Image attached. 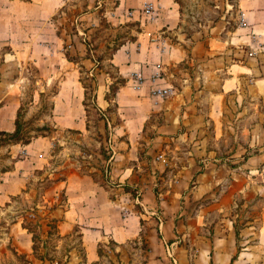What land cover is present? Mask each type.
Listing matches in <instances>:
<instances>
[{"label":"rangeland","instance_id":"1","mask_svg":"<svg viewBox=\"0 0 264 264\" xmlns=\"http://www.w3.org/2000/svg\"><path fill=\"white\" fill-rule=\"evenodd\" d=\"M177 1L180 3L182 16L179 32L181 37L171 34V38L181 41L186 48L194 41L193 35L202 36L203 39L210 34L218 36L223 33L228 36L230 30L241 22L237 0ZM115 2L116 0H65L53 15L39 18L38 21L37 18H30V14L35 15L38 8L35 9L33 5L15 7L17 12L23 14L26 26L17 29L19 39L15 37L14 45H6L0 52V93L10 92L17 110L21 107L24 128L35 136L27 143L7 138L1 140L5 138L1 137L0 175L11 168L18 158L28 161L32 159L38 167L30 165L31 167L24 168L22 177L26 178V186L23 191L14 196L9 201L10 204H0V264H67L68 255H71L68 264H84L78 250L79 237L76 233L69 237L64 234L76 223L85 225L86 222L89 227L103 224V217L108 209L112 213L110 228L130 222L133 232L137 228L136 236L140 232L147 237L152 235L151 242L156 246L159 244L160 252L167 246L172 248L167 240V236L172 233L171 230L169 234L166 232L167 219L171 229L174 220L177 222L181 219L186 223V226H179V231L177 226L173 227L176 231L174 238L187 245L191 253L195 252L196 243L192 238L189 222L197 223V220L203 218L210 224L214 219L230 217L243 226L246 221L253 220L254 225L240 235V241L251 230L253 239L249 242L252 244L250 247H256L260 256L255 259V264H264V131L258 135L251 131L249 122L252 118L247 119L249 115L244 114L251 106L256 107L254 102L258 103L246 90L253 81L252 76H246L240 87V92L247 94L246 106L244 103L238 104L235 96L227 101L222 99L220 108L224 110V116L222 123H217V128L208 115L211 100L206 95L210 91L207 88L202 93L203 98L197 102L204 110L200 130H186L187 125H182L177 132L160 136L158 125L165 121L164 110L141 109L143 99L125 100L121 104L117 99L116 102L114 100L110 85L118 80L121 73L111 61L112 53L123 41L136 38L141 29L139 21L119 24L114 23L117 22L116 19L109 18L110 9ZM212 25L226 27L223 31L215 30L210 33ZM50 29H53V38L50 36ZM32 33L35 37L31 36ZM28 36L33 38L28 39ZM18 50L21 52L17 53ZM190 66L189 61L178 64L180 71L175 74L182 75L192 69ZM222 70L223 66L219 71L223 72ZM222 75H225L224 72ZM94 96L103 111L94 106ZM85 97L89 103V112L85 109ZM5 100L6 98L2 99L0 103ZM239 109L243 111L238 115ZM138 117L142 118V122L139 123L136 119V124L127 131L125 119L133 120ZM70 122L76 126H68ZM197 139L200 148L195 143ZM251 141L255 145H249ZM127 142L131 145L128 146ZM14 143H18L17 147L13 146ZM19 147L21 148L18 150ZM103 147L107 150V155H114V159L104 158L101 152ZM254 151L260 152L262 157L246 160ZM190 157L197 159L198 167L204 168L210 160L223 163L220 169L223 172L236 167L231 170L232 178L230 173L225 174V179L218 185L221 189L232 180H244L245 189L227 199L225 204L220 202L221 190L193 199L189 194V188L194 184L192 181L184 192L176 194L178 185L175 174L183 160ZM153 160L164 161L168 169L163 173L154 171ZM186 165H189L188 162ZM41 169L42 173H38ZM75 170L91 176L90 173L95 172L97 178H92L98 183L87 186L86 193L76 194L77 202L80 201V196L83 201L94 197V202H98L102 195L105 199L100 198L97 206L94 203L93 208L88 206L84 211L80 209L82 203L76 205L75 202L71 211L65 213L67 189L64 181L58 177L61 174L67 177L70 171ZM201 170L198 169L196 173ZM195 175L192 178L194 181ZM47 176L51 182L43 180ZM93 186L100 189L95 191ZM148 187L152 198L145 195L147 201H144L142 193ZM90 191L92 193H88ZM174 202L177 204L174 205ZM210 203L217 207L206 212L205 208ZM101 204L104 205L101 207ZM180 204L183 213L179 215ZM221 204L224 210L219 209ZM85 205L84 203L83 207ZM192 208L193 214L189 215ZM119 211H122L124 217L114 216V212ZM34 212L40 215L43 222L44 238L47 237L49 228L47 222L52 216L61 219L62 231L61 235L52 233L46 245L39 241L37 250L33 248L32 232L27 234L29 230L26 228L18 234L15 229L12 230V236L10 227L14 221L22 225L23 220L35 221L38 217ZM223 212L227 214L224 216ZM81 213L90 215L88 218L83 217L84 215L80 217ZM106 228L110 229L109 226ZM205 229H208V225L203 228ZM86 232L87 245L91 240L97 242L94 260L99 259L98 264H149L146 245L140 236H132L116 244L110 242L113 238L111 232L102 236L92 229H87ZM197 232L199 233L196 229L193 237H196ZM28 236L29 240L26 239ZM100 241L104 242L102 256L98 253ZM241 245L238 249H241ZM72 246L75 247L70 251ZM44 253L47 257L42 260L39 256Z\"/></svg>","mask_w":264,"mask_h":264},{"label":"crops","instance_id":"2","mask_svg":"<svg viewBox=\"0 0 264 264\" xmlns=\"http://www.w3.org/2000/svg\"><path fill=\"white\" fill-rule=\"evenodd\" d=\"M64 1L65 0H0V52L6 45H14L15 37H17V40L19 39L16 32L17 29L26 26L24 25V16L15 10L16 6L29 7L31 5L32 7L33 5L35 9L38 8L35 15L30 14V18H37L38 21L39 18H49L53 15L58 6ZM147 3L154 4L155 10L152 14L144 11V7ZM237 5L240 15L243 14L244 22H240L235 29L230 30L228 36L225 34L223 35V33H221L222 35L219 33L218 36L210 34L206 39H203L202 36L198 37L193 35L194 41L189 45V48H186L184 43L181 41H174L171 38V34H178L177 38L181 37L179 32L182 16L180 3L177 0H116L109 13L110 19L113 18L117 20V22L114 23L121 24L128 21H139V24H141V29L138 31L137 37L123 41L120 46L113 51L111 56V61L117 66L119 72L127 80L117 91V101L121 104L124 103L125 100L134 98H136V100L143 99L144 102L140 103L141 109L143 108L145 111L164 110L165 121L158 125V131L161 132L160 136H165L164 134L177 132L182 125H187L186 130H200L201 121L203 120L202 113L204 110L197 105V102L199 99L203 98L202 93L206 92L207 88H210V91H207L209 93L206 94L211 100L208 108V115L215 123V128H217V123L218 125L222 123V116H224V110L220 108L222 99L227 101V99L231 100L232 97L235 96V101L238 104L244 103V106H246L245 99L247 94L246 92L241 93L240 87L245 82L246 76L251 75L253 81L246 90H248L252 99L258 100V103L254 102V106L256 107L251 106L248 112L244 114L247 113L249 115L247 119L252 118V121L249 122L251 131L256 132L257 135L261 131H264V47L260 44V42L264 41V0H237ZM225 27V25H223V28H220V25H212L210 33L215 30L223 31ZM31 36L35 37L33 33ZM31 36H28V39L33 38ZM50 36L53 38V29H50ZM49 45L50 44H48V46ZM50 48H52V45ZM19 52L21 51L18 50L17 53ZM185 61H189L192 69L182 73V75H176L175 73L178 70L180 71V68L177 67L178 64ZM222 66V71L225 75H222L223 72L219 71ZM168 86L175 87L176 94L171 96L162 95L159 88L162 89ZM4 98H6V100L0 103V130H12L15 126L14 121L17 115V106L12 101L14 98L11 96L10 92L0 93V101ZM259 104L261 105L260 107L257 106ZM135 108L138 109V107ZM242 111L243 109H239L237 114L239 115ZM136 119L139 120V123L142 122V118L140 117L133 120L128 118L125 119L124 126L127 127V131L133 128L134 124H136ZM70 125L72 127L76 126L71 122L68 126ZM158 137L159 136H156V138ZM195 143L198 145L199 140L197 139ZM129 144L131 145V143H128V146ZM17 145L18 143L13 144L14 147H17ZM249 145L255 144L251 141ZM200 146L201 145H198V148H200ZM20 148L21 147H19L18 150ZM129 157L134 158V156ZM261 157L262 154L260 152L254 151L252 154L248 155L246 160L251 158L260 159ZM112 159H114V155ZM214 160L218 159L214 158ZM187 162L189 165H186ZM219 164L221 163L210 160L203 168L198 167L195 157H190L186 161L183 160V164L175 174L177 176L176 183L178 185L176 186V194L180 191L184 192V189L190 186L191 181L194 182V184L189 188V194L193 199H198L211 192L221 190V192H219V194L222 195L220 202L224 203L227 199L236 195V193H241L246 187L244 180L243 182L240 180L239 182L232 180L231 183L223 185L220 189L218 184L225 179V174L230 173V178H232L233 171L231 170H234L236 167L230 170L227 169L228 171L225 170V172H223L220 170L222 169L223 163L220 168ZM30 165L38 167V164L32 159L28 161L24 158H18L14 160L11 168L2 172V175H0V204H10L9 201L14 198V196L18 195L19 192L23 191V188L26 186V178L22 177L24 173L23 169L31 167ZM152 167L154 171H159L160 173L168 169L166 163L162 160H153ZM196 168L197 170H202L196 173ZM123 170L122 168V171ZM235 172L237 173V171ZM128 175L129 173L126 177H128ZM194 175L196 176L195 181L192 179ZM244 179H246V177H244ZM63 181L68 196L65 213L71 211L75 202L76 205L81 202L82 205L80 209L84 211L87 210L88 206L92 207L94 203V205L97 206L100 198H102V200L105 199L102 195L98 198V202H94V197L83 201L82 196H80V201L77 202L78 196H76V194L86 193L85 188L89 185H98L89 174H82L76 170L70 171ZM93 187L95 191L100 189V187ZM88 193L92 192L90 191ZM142 194L144 201H147L145 200V195L150 197V199L152 198L151 189L149 187L146 188V191ZM84 203L86 205L83 207ZM176 204L177 203L174 202V205ZM103 205L104 204H101V207ZM216 207L217 206H214L213 203H210V205L206 206L205 211L208 212ZM218 207L224 210L222 204ZM146 209L149 210L148 208ZM181 209H183L182 204H180V210ZM96 213L98 212H94V214ZM99 213L105 214L104 212ZM182 213L183 211L181 210L179 215ZM111 214V210L108 209L105 217H103L104 223L93 227H89L86 222L85 225L76 223L79 224L83 230V243L87 252L86 259H88L84 264L94 260L97 255V242L91 240L88 245L85 243L87 229H92L95 233L98 232L99 236L111 232L112 237L118 242L136 236L137 228L133 232L132 228L129 226L131 224L130 222H125V224L113 227V229L110 228L112 219ZM191 214H193V208L189 212V215ZM224 214H227V212H223V215ZM89 215L88 213H81L79 216L88 218ZM118 215L122 217V211H119V213L114 212L115 217ZM131 219L133 220V218ZM60 220L61 219H59V227ZM195 222H189V225L192 227V238H194L196 243L194 253L190 252L187 245L182 244L180 240L174 238L176 231L173 227L177 226V231H179V226H186V223L181 219L177 222L174 220L171 229V224L167 219L166 232L169 234L171 230L172 233H170L167 236L168 239H166L172 244V248L171 246H167V248L165 247L164 250L160 252L159 244L156 246L153 241L151 242L152 235H149V237L146 236L150 246V250L148 251V263L230 264L232 258L235 256L232 264H255V259L260 257L258 256L259 253L256 247H250L252 244L249 242L253 239L251 230L243 236V240H237L235 228L236 219L220 217L210 221V224H208V220L202 218V220H197V223ZM76 224L71 225L68 232H70ZM252 224L254 225L253 220L246 221L241 228L242 231L240 235L244 233L245 230H248ZM207 225L208 229L205 230L209 233L203 230ZM108 226L110 228L109 230L106 228ZM10 227L12 236V230L14 231L16 229L18 234L26 230L22 223L17 221L11 223ZM209 227H211V230ZM196 229L199 233L197 232L196 237H193ZM30 233V231H27V234ZM138 236H140V234ZM257 236H259V234H257ZM26 239L29 240V236ZM31 240L33 241L32 238ZM258 241L260 242V240ZM174 243L177 245L173 246ZM29 244L30 242H28V245ZM240 244H242L240 247L241 249H238Z\"/></svg>","mask_w":264,"mask_h":264},{"label":"trees","instance_id":"3","mask_svg":"<svg viewBox=\"0 0 264 264\" xmlns=\"http://www.w3.org/2000/svg\"><path fill=\"white\" fill-rule=\"evenodd\" d=\"M70 60H72L69 56H67ZM123 82H126V79L124 76H122L121 74L119 75V78L118 80H116L115 82H113V84L110 85V87L112 88L111 90L113 91V95H114V100L116 102V95H117V91L119 89V87L124 84ZM85 96H87V89L85 90ZM96 96H94L92 98L93 100V104L96 108H98L99 110H102V107L98 105V102L96 100ZM84 105H85V109L87 112H89V103L86 101V97L84 99ZM88 114V113H87ZM104 118V117H103ZM106 123V122H105ZM14 124H15V128L13 130H0V139L2 136H4L5 138H2L1 140H6L7 139H10V140H14V142H18L20 140L24 141V142H29L32 138V136H35L33 135L32 133H30L29 130L25 129L24 126H23V123H22V110H21V107L18 108L17 110V115L15 117V121H14ZM105 127L107 128V123L105 124ZM74 130V128H71ZM76 131H79L80 130H76ZM101 152L103 153V156L105 159H108V160H111L112 157H113V154L111 153L110 155H107V150L103 147L101 148ZM42 169L41 170H38V173H42ZM90 174H92V176H94V178L96 177V173L94 172H91ZM97 178V177H96ZM59 180H64L66 179V177L61 174L59 177H58ZM43 180H46V182L48 180H50L48 178V176L43 179ZM42 180V181H43ZM45 182V181H44ZM48 182H51V181H48ZM65 196V195H64ZM66 197V196H65ZM67 199L65 198V201ZM57 206V204L55 205V207ZM34 214H36V216L38 217V219H36L35 221L33 220H29L28 222L27 221H24L23 220V226L25 228H27L30 232L33 233V248L34 250H37L38 249V242L41 241L43 242L44 245H46L50 235L54 232H56L58 235H61V230H60V227H59V218L58 217H55V216H52L49 218L48 222H47V225H49V228L47 229V237L44 238L42 235L44 234L45 230H44V227H43V222H41L40 220V215L36 212H34ZM28 218H32V216H28ZM26 217V218H27ZM141 222H143V218H141ZM235 228H236V237H237V240L239 241L240 240V230L242 228L241 224H239L238 222H236L235 224ZM37 229H38V232H37ZM76 233V235L79 237V246H78V250L80 252V257H81V260L82 262H86L87 259H86V256H87V252H86V248H85V245L83 243V230H82V227L79 225V224H76L74 226V228L68 232V233H65L64 235L65 236H70L72 234ZM140 237L141 239L143 240V242L145 243L146 245V249H147V252L150 250V246H149V242H148V238L146 237V235L143 233V232H140ZM135 240H138V238H134ZM110 242L112 243H116L118 244L119 242L116 241L114 238L110 239ZM104 244L103 241H100L99 244H98V253L100 256H102L104 254L103 252V247L102 245ZM75 246H72L69 250L71 251L72 248H74ZM42 260H44L47 255L46 253L44 254H41L39 256ZM71 255H68V258H67V264L70 260ZM235 258V256L232 258V261L230 262V264L233 263V259ZM53 259V258H51ZM100 261L99 259H96V260H93L92 262H90L89 264H98Z\"/></svg>","mask_w":264,"mask_h":264},{"label":"built area","instance_id":"4","mask_svg":"<svg viewBox=\"0 0 264 264\" xmlns=\"http://www.w3.org/2000/svg\"><path fill=\"white\" fill-rule=\"evenodd\" d=\"M154 10H155V7L153 3H147L144 7V11L149 14H152ZM240 19H241V23H243L244 22L243 14L240 15ZM260 44L262 47H264V41L260 42ZM159 91L161 92L162 95L168 96V95L174 94L176 92V89L173 86H168L162 89L159 88Z\"/></svg>","mask_w":264,"mask_h":264}]
</instances>
